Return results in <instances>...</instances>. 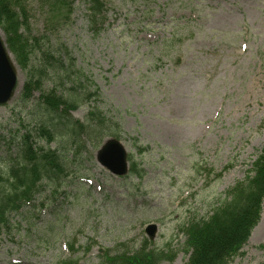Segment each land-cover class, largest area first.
Here are the masks:
<instances>
[{
  "label": "rangeland",
  "instance_id": "obj_1",
  "mask_svg": "<svg viewBox=\"0 0 264 264\" xmlns=\"http://www.w3.org/2000/svg\"><path fill=\"white\" fill-rule=\"evenodd\" d=\"M71 1H25V34L42 48L29 47L26 67L12 56L20 84L0 106V170L17 154L22 124L33 130L42 115L31 109L39 93L26 107L20 100L47 50L69 70L64 82L51 75L47 88L58 84V94L78 102L74 121L87 123L94 111L108 133L118 126L139 175L113 176L97 161L102 145L86 140L60 189L45 186L35 207L13 216L0 264H103L105 252H133L146 240L175 255L161 264H186L185 228L253 175L264 148V0H100L102 27L92 23L88 0ZM151 224L153 241L145 231ZM263 245L264 205L231 264L264 263Z\"/></svg>",
  "mask_w": 264,
  "mask_h": 264
},
{
  "label": "trees",
  "instance_id": "obj_2",
  "mask_svg": "<svg viewBox=\"0 0 264 264\" xmlns=\"http://www.w3.org/2000/svg\"><path fill=\"white\" fill-rule=\"evenodd\" d=\"M25 1L0 0V28L6 36L9 50L23 67L30 62L29 47L32 50L42 48L40 41L25 34L29 31ZM74 1L67 4L72 6ZM88 6L92 23L101 24L104 3L88 0ZM66 72L62 59L45 50L39 65L31 71L24 85L20 102L26 107L34 94L39 93L31 109L42 115H37L33 130L22 124V128L27 131L17 136V154L14 157L9 155L3 170H0V242L2 235L11 234L13 216L22 214L25 205L34 203L38 195L42 197L45 186L60 189L64 179L69 176V160L81 155L86 140L98 147L105 137L120 135L118 126L108 133L107 120L100 112L92 111L87 123L73 120L71 113L78 108V102L58 94V84L52 89L47 88L51 75H58L64 82ZM97 94L98 91L89 96ZM59 139H66V144H62ZM55 144L59 145L51 147ZM69 144H73V149L68 148ZM67 150H71L69 156ZM145 151L139 150L140 154ZM131 173L139 175L135 165H132ZM252 174L246 181L238 182L231 188L207 219L192 222L185 228L186 248L190 252L186 264H231L242 254L263 213L264 148L253 164ZM31 220L33 217H30L29 222ZM150 246L151 243L145 241L140 249L133 252H119L114 256L105 252L103 264H161L164 260H174L175 255L156 251ZM70 248L74 249V244ZM63 264L75 262L69 259Z\"/></svg>",
  "mask_w": 264,
  "mask_h": 264
},
{
  "label": "water",
  "instance_id": "obj_3",
  "mask_svg": "<svg viewBox=\"0 0 264 264\" xmlns=\"http://www.w3.org/2000/svg\"><path fill=\"white\" fill-rule=\"evenodd\" d=\"M16 86L17 72L15 65L0 34V105H5L14 98ZM127 159L126 149L116 140L108 141L98 153L99 163L117 176H125L128 173ZM146 232L150 239H154L157 226L150 225Z\"/></svg>",
  "mask_w": 264,
  "mask_h": 264
}]
</instances>
